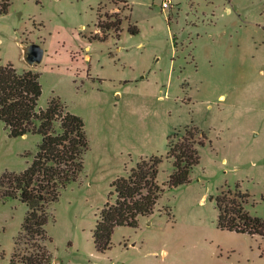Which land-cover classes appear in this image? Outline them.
Instances as JSON below:
<instances>
[{
  "label": "rangeland",
  "instance_id": "obj_1",
  "mask_svg": "<svg viewBox=\"0 0 264 264\" xmlns=\"http://www.w3.org/2000/svg\"><path fill=\"white\" fill-rule=\"evenodd\" d=\"M98 21L119 31L100 32ZM31 43L44 51L33 68L22 51ZM6 64L39 74V109L59 99L85 125L83 172L49 207V264H264V238L218 229L210 199L238 184L246 210L264 219V0H0ZM186 126L206 143L190 182L169 189L168 137ZM40 142L10 137L0 121V178L23 172ZM152 155L164 188L153 214L115 227L97 252L112 182ZM27 211L0 187V264L29 250L19 236Z\"/></svg>",
  "mask_w": 264,
  "mask_h": 264
},
{
  "label": "trees",
  "instance_id": "obj_2",
  "mask_svg": "<svg viewBox=\"0 0 264 264\" xmlns=\"http://www.w3.org/2000/svg\"><path fill=\"white\" fill-rule=\"evenodd\" d=\"M100 32L114 29L109 24H97ZM128 33L139 29L129 25ZM102 40L105 39L101 38ZM41 95L39 74L31 70L18 73L11 64L0 65V121L10 137L27 134L41 136V142L30 165L20 174L4 173L0 187L4 197L18 198L28 208L21 225L20 239L29 250L12 263L49 264L51 254L45 242H51L45 229L50 220L49 207L69 184L83 172L88 140L83 120L65 110L59 99L52 98L45 109L37 106ZM167 141V158L173 160V171L165 183L171 189L190 182V172L199 163V148L206 143L205 135L195 126H186L175 143ZM161 158L152 155L140 158L126 176L116 178L108 200L100 210L93 230L97 252L110 246L115 227L138 226L139 217L153 214L164 188L157 181ZM127 170V169H126ZM248 194L237 184L211 196L217 210V228L264 238V219L252 216L245 205Z\"/></svg>",
  "mask_w": 264,
  "mask_h": 264
},
{
  "label": "water",
  "instance_id": "obj_3",
  "mask_svg": "<svg viewBox=\"0 0 264 264\" xmlns=\"http://www.w3.org/2000/svg\"><path fill=\"white\" fill-rule=\"evenodd\" d=\"M23 60L27 63L30 68L39 64L43 59V49L34 43L22 46Z\"/></svg>",
  "mask_w": 264,
  "mask_h": 264
},
{
  "label": "built area",
  "instance_id": "obj_4",
  "mask_svg": "<svg viewBox=\"0 0 264 264\" xmlns=\"http://www.w3.org/2000/svg\"><path fill=\"white\" fill-rule=\"evenodd\" d=\"M164 5H165V3H164Z\"/></svg>",
  "mask_w": 264,
  "mask_h": 264
}]
</instances>
